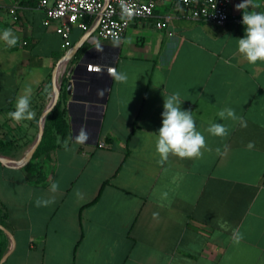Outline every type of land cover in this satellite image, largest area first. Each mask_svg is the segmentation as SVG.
<instances>
[{
    "label": "crops",
    "instance_id": "crops-1",
    "mask_svg": "<svg viewBox=\"0 0 264 264\" xmlns=\"http://www.w3.org/2000/svg\"><path fill=\"white\" fill-rule=\"evenodd\" d=\"M241 2L232 1V15L243 14L235 8ZM252 4L250 11L264 12V0ZM46 19L39 0H0V32L19 37L15 47L0 41V143H13L0 150V264H264V62L249 64L238 53L245 26L195 20L167 1L133 21L119 46L95 48L104 41L88 18V30L72 27L65 50L58 24ZM108 67L127 82L112 80ZM27 86L35 117L15 123L7 114ZM173 93L210 151L159 163L164 97ZM58 102L68 147L53 133L61 146L37 160L47 174L39 184L25 162ZM225 107L247 127L221 120ZM212 123L228 135L207 133ZM82 126L91 133L83 145L73 139ZM53 195L55 203L36 206Z\"/></svg>",
    "mask_w": 264,
    "mask_h": 264
},
{
    "label": "clouds",
    "instance_id": "clouds-1",
    "mask_svg": "<svg viewBox=\"0 0 264 264\" xmlns=\"http://www.w3.org/2000/svg\"><path fill=\"white\" fill-rule=\"evenodd\" d=\"M121 7L124 15L131 18V11L121 0ZM258 7L253 5L252 0H242L241 3L235 6L236 10H243L242 24L245 26V34L238 41V53L249 63L256 64L264 62V12L250 11V8ZM0 41H3L8 47H15L19 42V37L15 35L11 28H6L0 32ZM120 38L113 36V45L118 46ZM102 50V49H101ZM108 76L117 83H126L127 75L124 72H119L115 67L107 68ZM32 88L27 86L23 93L16 99L15 110L8 112V117L15 123L32 120L35 117V112L31 109ZM105 89H97V95L103 97ZM182 100L179 93H173L164 97L162 126L157 132L156 152L160 160L159 163H164L169 159V156L184 158H199L202 157V150L207 148L204 134L197 130L196 122L192 116V112L181 109ZM218 116L221 120L230 119L239 122L242 128L247 127V122L243 117L237 116L235 110L230 107H225L219 111ZM205 131L212 136L226 137L228 128L223 123H212ZM91 138V133L86 127H80L78 133L73 137L75 143L86 144ZM254 142L249 141L247 147L253 148ZM67 143L65 149L67 150ZM219 152V149H217ZM59 190V185L53 182L50 185L49 191L55 194ZM78 197L81 196L77 192ZM55 203V196L49 198L38 197L35 201L37 207H47ZM153 218H158V213H153ZM233 243H239L243 239V235L239 230H233L231 236Z\"/></svg>",
    "mask_w": 264,
    "mask_h": 264
},
{
    "label": "built area",
    "instance_id": "built-area-1",
    "mask_svg": "<svg viewBox=\"0 0 264 264\" xmlns=\"http://www.w3.org/2000/svg\"><path fill=\"white\" fill-rule=\"evenodd\" d=\"M167 1L189 10L190 17L195 20L222 27L229 23L244 26L242 15L231 14L233 0H123L131 11V18L124 15L121 0H39V7L46 13V25L58 24L56 31L63 39V48L69 50L74 25L88 30L85 20L91 18L96 24L97 39L113 41L115 35L122 41L133 21L153 17L157 6ZM105 68L103 65L90 66L97 72Z\"/></svg>",
    "mask_w": 264,
    "mask_h": 264
},
{
    "label": "trees",
    "instance_id": "trees-1",
    "mask_svg": "<svg viewBox=\"0 0 264 264\" xmlns=\"http://www.w3.org/2000/svg\"><path fill=\"white\" fill-rule=\"evenodd\" d=\"M53 133H57L62 137V143H65L70 133V126L66 121L65 110L62 109L61 102H58L55 106L51 108V112L49 113L47 118V125L42 140L38 148L36 149L34 156L26 165V169L31 175L32 179H34L35 182L39 184L46 181L47 174L45 171V167L41 163L37 162V160L41 156L46 155L50 151L61 146L53 141ZM12 146L13 143L4 144L1 142L0 150L4 152Z\"/></svg>",
    "mask_w": 264,
    "mask_h": 264
},
{
    "label": "water",
    "instance_id": "water-1",
    "mask_svg": "<svg viewBox=\"0 0 264 264\" xmlns=\"http://www.w3.org/2000/svg\"><path fill=\"white\" fill-rule=\"evenodd\" d=\"M101 45H111V46H114V45H113V41H104V42L99 43L98 45H95V48H97L98 46H101ZM119 45H120V43H119ZM119 45H118V46H119ZM79 48H80V46L77 47V49H79ZM77 49H76V50H77ZM116 54H117V52H116ZM73 80H74V77H73V79H72V82L68 84L67 91H68V94H69V95H73V94L75 93L76 83H75V81H73ZM58 93H59V89L57 90V98L55 99L54 102H56L57 99H58ZM47 113H48V111L46 112V114H47ZM43 129H44V126H43L42 129H41V134H40V136H39V139L37 140V142H36V144L34 145V147L31 149V151H30V153H29V155H28V157H27L25 163L30 162V160H31L32 157H33L34 152H35L36 149L38 148V146H39V144H40V142H41V140H42V137H43Z\"/></svg>",
    "mask_w": 264,
    "mask_h": 264
},
{
    "label": "rangeland",
    "instance_id": "rangeland-1",
    "mask_svg": "<svg viewBox=\"0 0 264 264\" xmlns=\"http://www.w3.org/2000/svg\"><path fill=\"white\" fill-rule=\"evenodd\" d=\"M77 26V25H76ZM81 54V53H80ZM0 135H1V133H0Z\"/></svg>",
    "mask_w": 264,
    "mask_h": 264
}]
</instances>
